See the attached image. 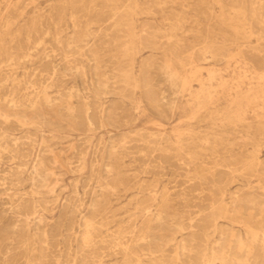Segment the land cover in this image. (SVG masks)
I'll use <instances>...</instances> for the list:
<instances>
[{
  "label": "rangeland",
  "instance_id": "obj_1",
  "mask_svg": "<svg viewBox=\"0 0 264 264\" xmlns=\"http://www.w3.org/2000/svg\"><path fill=\"white\" fill-rule=\"evenodd\" d=\"M228 1L95 0L90 12L80 17L72 12L80 0H0V114H16L30 124L5 126L0 119V144L13 151V157L4 156L0 162V264H97L100 260L99 264H264V248L256 246L239 225L252 216L264 230V177L255 173L257 164H264V18L260 17L264 11L257 0ZM114 10L119 13L112 22ZM55 21L63 27H54ZM28 38L29 48L34 49L27 58ZM45 49L55 53L44 55ZM47 63L59 69L46 91L53 110L46 113L41 102L30 111H14L11 103L22 98L30 83H38ZM155 91L165 93L167 100L160 103ZM84 109L91 113L92 127L82 122ZM213 201L224 202L228 215L223 218L214 212L216 218L212 216ZM91 225L93 229H88ZM84 235L89 238L84 240ZM131 238L137 246L133 244L132 254L125 256L118 244L130 243ZM101 240L106 241L101 245ZM67 251L71 252L67 255ZM258 253L261 260L255 262Z\"/></svg>",
  "mask_w": 264,
  "mask_h": 264
},
{
  "label": "bare ground",
  "instance_id": "obj_2",
  "mask_svg": "<svg viewBox=\"0 0 264 264\" xmlns=\"http://www.w3.org/2000/svg\"><path fill=\"white\" fill-rule=\"evenodd\" d=\"M26 1V0H25ZM89 1V0H88ZM100 1V0H99ZM107 1H110V0H107ZM162 1V0H161ZM226 1V0H225ZM228 1V0H227ZM241 1V0H240ZM248 1H250V0H248ZM247 1V2H248ZM252 1V0H251ZM250 1V2H251ZM254 1V0H253ZM262 1H264V0H257L255 3L256 4H259V7L262 9V11H264V2H262ZM74 2V1H73ZM95 2V0H91L90 2H88V3H85L84 1H82V0H80V4H79V6H78V8L76 9V10H74V8H73V11L72 12H74L75 13V11L77 12V14L78 15H80V17H83L84 15H86V14H88L89 12H90V10H91V6L93 5V3ZM118 2V1H117ZM116 2V3H117ZM175 2V1H174ZM182 2V1H181ZM229 2V1H228ZM231 2V1H230ZM239 2V1H238ZM242 2V1H241ZM245 2V1H244ZM25 3V2H24ZM159 3V2H158ZM234 3V2H233ZM236 3H237V0H236ZM240 3V2H239ZM253 3V2H252ZM101 4V3H100ZM199 4V3H198ZM228 4V3H227ZM232 4V3H231ZM248 4H249V2H248ZM98 5V4H97ZM104 5H107V4H104ZM146 5H148V4H146ZM236 5H238V4H236ZM244 5V4H243ZM246 5V4H245ZM23 6V5H22ZM55 6H58V5H55ZM61 6V5H60ZM99 6V5H98ZM101 6V5H100ZM112 6H114V5H112ZM181 6H183V5H181ZM228 6H230V5H228ZM248 6V5H247ZM246 6V7H247ZM253 6V5H252ZM255 6V5H254ZM103 7V6H102ZM101 7V8H102ZM105 7V6H104ZM107 7V6H106ZM105 7V8H106ZM148 7V6H147ZM152 7V6H151ZM241 7H242V4H241ZM240 7V8H241ZM258 7V6H257ZM57 8V7H56ZM59 8V7H58ZM94 8H95V6H94ZM150 8V7H149ZM238 8V7H237ZM248 8V7H247ZM20 9V8H19ZM64 9H66V8H64ZM93 9V8H92ZM107 9V8H106ZM109 9V8H108ZM251 9H252V7H251ZM18 10V9H17ZM59 10H60V8H59ZM120 10V9H119ZM145 10H146V7H145ZM147 10H148V8H147ZM149 10H151V8L149 9ZM197 10V9H196ZM245 10H247V9H245ZM256 10V9H255ZM115 11V10H114ZM131 11V10H130ZM198 11H199V9H198ZM253 11V10H252ZM257 11H260L261 12V10H257ZM57 12V11H56ZM60 12V11H59ZM93 12V11H92ZM92 12L90 13V14H92ZM97 11H95V13H96ZM109 12H112V11H109ZM127 12H128V10H127ZM148 12V11H147ZM249 13L248 14H250V11H248ZM10 13V12H9ZM58 13V12H57ZM62 13V12H61ZM117 13H119V12H117V11H115L113 14L111 13L110 15H112V16H110L111 17V19H112V22H113V20L116 18V16H117ZM132 13V12H131ZM239 13H240V11H239ZM259 12H257V14H258ZM13 14V13H12ZM51 14H53L52 12H51ZM56 14V13H55ZM59 14V13H58ZM107 14H108V12H107ZM121 14H124V13H121ZM254 14H255V11H254ZM261 14V13H260ZM14 15V14H13ZM98 15V14H97ZM109 15V14H108ZM132 15V14H131ZM51 16V15H50ZM56 16V15H55ZM70 16V15H69ZM121 16V15H120ZM60 17H61V15H60ZM79 17V18H80ZM86 17V16H85ZM90 17V16H89ZM88 17V18H89ZM95 17V16H94ZM102 17H103V15H102ZM208 17V16H207ZM247 17V16H246ZM250 17H252V15L250 16ZM261 18H264V15H262V16H260ZM7 18V17H6ZM8 18H10V17H8ZM93 18V17H92ZM95 18H97V17H95ZM99 18V17H98ZM100 18H101V16H100ZM55 19H56V17H55ZM81 19H83V18H81ZM91 19V18H90ZM107 19H109V18H107ZM120 19H121V17H120ZM248 19V18H247ZM257 19H260V18H257ZM58 20V19H57ZM78 20V19H77ZM97 20V19H96ZM101 20V19H100ZM116 20H118V19H116ZM251 20V19H250ZM261 20V19H260ZM59 21V20H58ZM102 21H103V19H102ZM107 21V20H106ZM252 21V20H251ZM256 21V20H255ZM262 22H264V20H261ZM73 22V21H72ZM261 22V23H262ZM5 23V22H4ZM49 23V22H48ZM78 23H80V22H78ZM87 23V22H86ZM110 23H111V21H110ZM260 23V22H259ZM60 24V25H59ZM92 24V23H91ZM146 24V23H145ZM43 25V24H42ZM63 25L64 24H62V23H56V21L54 22V27H56V28H58V27H60V28H62L63 27ZM251 25V24H250ZM261 25V24H260ZM260 25H259V27H260ZM49 26V25H48ZM77 26V25H76ZM84 26V25H83ZM110 26V25H109ZM146 26V25H145ZM256 26V25H255ZM258 26V25H257ZM75 27V26H74ZM104 27V26H103ZM105 27H107V26H105ZM262 28H264V27H262ZM2 29V28H1ZM59 29V28H58ZM55 30V29H54ZM103 30V29H102ZM108 30V29H107ZM78 31V30H77ZM148 32V31H147ZM58 33H59V31H58ZM98 35V34H97ZM110 35V34H109ZM148 37V36H147ZM262 37H264V36H262ZM52 38V37H51ZM101 39H103V38H101ZM58 40V39H57ZM26 41V40H25ZM31 39L30 38H28L27 39V45H26V51H28L27 53L28 54H25L24 53V56L25 57H30L31 56V51L34 49L33 47H31V48H29L30 47V45H31ZM57 42H59V41H57ZM67 43V42H66ZM68 44V43H67ZM56 45V44H55ZM151 45H152V43H151ZM202 45V44H201ZM14 46V45H13ZM68 46V45H67ZM83 47V46H82ZM81 47V48H82ZM169 47V46H168ZM217 47V46H216ZM215 47V48H216ZM35 48H38V46L37 47H35ZM54 48V47H53ZM65 48H66V46H65ZM196 48V47H195ZM225 48V47H224ZM59 48H57V50H58ZM194 49V48H193ZM219 49H220V51H221V48L219 47ZM223 49V48H222ZM47 50L48 49H45L44 50V55L46 54V52H47ZM56 50V51H57ZM69 50V49H68ZM71 50V49H70ZM190 50H192V49H190ZM197 50H199V49H197ZM25 51V50H24ZM61 51H62V49H61ZM88 51V50H87ZM162 51H164V50H162ZM76 52V51H75ZM197 52V51H196ZM260 52V51H259ZM15 53V52H14ZM48 53H55V51L53 50V49H51L50 50V52H47V54ZM170 53V52H169ZM215 53H217V52H215ZM12 54H13V52H12ZM224 54V53H223ZM258 54V53H257ZM14 55V54H13ZM44 55H42L43 57H44ZM58 55V54H57ZM61 55V53L59 54V56ZM79 55H81V54H78L77 56H79ZM198 55V54H197ZM201 55V54H200ZM2 55H1V53H0V57H1ZM48 56V55H47ZM63 56V55H62ZM76 56V57H77ZM152 55H150L149 56V58H152L151 57ZM224 56V55H223ZM68 57V56H67ZM72 57V56H71ZM75 57V56H74ZM209 57V56H208ZM216 57V56H215ZM218 57V56H217ZM65 58V57H64ZM69 58V57H68ZM42 59V58H41ZM215 59V58H214ZM217 59V58H216ZM17 60V56H16V59H15V61ZM42 60H44V59H42ZM212 60V59H211ZM66 61V60H65ZM74 61V60H73ZM93 61V60H92ZM95 61V60H94ZM29 62V61H28ZM27 62V63H28ZM33 62V61H32ZM36 62V61H35ZM34 62V63H35ZM42 62V61H41ZM63 62V64H64V60L62 61ZM68 62V61H67ZM171 62V61H170ZM141 63V62H140ZM139 63V64H140ZM16 64V63H15ZM33 64V63H32ZM72 64H73V62H72ZM75 64V63H74ZM156 64V63H155ZM154 64V65H155ZM13 65V64H12ZM47 65L48 66H44V67H46L45 69H44V73L45 74H40V78H39V80H38V83H37V81H35V82H32V83H30V85H29V87H27V88H25V90H24V92H23V96H22V98L19 100L18 99V102H16V103H11L12 104V108H13V110L14 111H17L18 109H23V110H28V111H30V110H32V109H34L35 107H37L41 102H42V104H43V107H44V110H45V112L46 113H49V112H51L52 110H53V108H54V106H53V103L54 102H52V100H51V98H49L48 97V95L46 94V91H47V89H49V87H50V83L48 82V81H54L53 79L55 78V75H56V73H57V71L59 70L58 68V70L56 71V69H55V67L53 66L52 67V65H51V63H47ZM51 65V66H50ZM67 65V64H66ZM65 65V66H66ZM70 65V64H69ZM97 65V64H96ZM77 66V65H76ZM44 67H42V68H44ZM69 67V66H68ZM68 67H66L67 68V71H68ZM75 67V66H74ZM93 67V66H92ZM114 67V66H113ZM72 68V67H71ZM102 68V67H101ZM142 68V67H141ZM65 69V68H64ZM79 69V68H78ZM80 69H81V67H80ZM99 69V68H98ZM73 70V69H72ZM75 70H77V69H75ZM151 70V69H150ZM5 71V70H4ZM10 71H12V70H10ZM32 71V69H30V71L29 72H31ZM42 71V70H41ZM66 71V70H65ZM83 71V70H82ZM142 71H143V69H142ZM142 71H141V73H142ZM149 71V70H148ZM69 72V71H68ZM59 73V72H58ZM57 73V74H58ZM81 73V72H80ZM84 73V72H83ZM97 73V72H96ZM149 73V72H148ZM14 74V73H13ZM12 74V75H13ZM15 74H17V73H15ZM14 74V75H15ZM32 74V73H31ZM36 74V73H35ZM94 74V73H93ZM113 74V73H112ZM3 75V74H2ZM6 75H8V73L6 74ZM12 75H9V77L8 78H10V80H12L14 77L12 76ZM38 75V74H37ZM85 75V74H84ZM26 76V75H25ZM24 76V77H25ZM97 76V75H96ZM4 77V76H3ZM37 77V76H36ZM98 77V76H97ZM107 77V76H106ZM115 77V76H114ZM86 78V77H85ZM111 78V77H110ZM149 78V77H148ZM24 79H28V78H24ZM59 79V78H58ZM94 79V78H93ZM180 79V78H179ZM2 80V79H1ZM34 80V79H33ZM36 80V79H35ZM97 81H98V79H96ZM103 79H101V81H102ZM146 80H148V79H146ZM151 80V79H150ZM3 81H4V79H3ZM96 81V82H97ZM141 81H142V79H141ZM149 81V80H148ZM2 82V81H1ZM26 82V81H25ZM151 82V81H150ZM27 83V82H26ZM49 83V84H48ZM105 83V82H104ZM47 84V85H46ZM58 84V83H57ZM98 84V83H97ZM148 84V83H147ZM19 85V84H18ZM23 85V84H22ZM27 85H28V83H27ZM100 85V84H99ZM98 85V86H99ZM152 85V84H151ZM14 86V85H13ZM53 86V85H52ZM98 86H97V88H98ZM102 86V85H101ZM8 87V86H7ZM19 87H20V85H19ZM22 87V86H21ZM20 87V88H21ZM90 87H92V86H90ZM100 87V86H99ZM114 87V86H113ZM1 88V87H0ZM12 88V87H11ZM57 88V87H56ZM101 88V87H100ZM99 88V89H100ZM151 88V90H152V87H150ZM7 89V88H6ZM86 89V88H85ZM111 89V88H110ZM4 90V89H3ZM2 90V91H3ZM14 90V89H13ZM54 90V89H53ZM57 90V89H56ZM102 90V89H101ZM106 90H107V88H106ZM149 89H147V91H148ZM153 90H154V88H153ZM156 90V89H155ZM1 91V90H0ZM20 91V90H19ZM109 91V90H108ZM143 91V90H142ZM4 92V91H3ZM3 92H1V93H3ZM7 92H8V89H7ZM10 92H12V91H10ZM74 92V91H73ZM72 92V93H73ZM76 92V91H75ZM111 92V91H110ZM113 92V91H112ZM145 92V91H144ZM156 92L157 91H155V94H156ZM13 93V92H12ZM15 93V92H14ZM114 93V92H113ZM146 93V92H145ZM8 95H11V94H9V93H7ZM58 94V93H57ZM69 94V93H68ZM76 94V93H75ZM94 94H96V92L94 93ZM2 95V94H1ZM4 95V94H3ZM20 95H22V94H20ZM63 95V94H62ZM61 95V96H62ZM79 95V94H78ZM96 95H100V94H96ZM102 95V94H101ZM111 95V94H110ZM115 95V94H114ZM157 95V94H156ZM5 96H6V94H5ZM59 96H60V94H59ZM67 96V95H66ZM75 96V95H74ZM109 96V95H108ZM11 97V96H10ZM20 97V96H19ZM80 97V96H79ZM82 97V96H81ZM117 97V96H116ZM119 97V96H118ZM157 98H158V100H159V102L160 103H163V102H165L166 100H167V97L165 96V93L163 94V93H161V94H158L157 96H156ZM2 98V97H1ZM0 98V99H1ZM76 98V97H75ZM8 99V98H7ZM172 99V98H171ZM6 100V99H5ZM53 100H54V98H53ZM144 100V99H143ZM71 101V100H70ZM70 101H68V102H70ZM76 101V100H75ZM82 101V100H81ZM145 101V100H144ZM151 101V100H150ZM170 101V100H169ZM1 102V101H0ZM2 102H3V100H2ZM8 102H9V100H8ZM78 103V102H77ZM146 103H147V101H146ZM145 103V104H146ZM9 104V103H8ZM158 104V103H157ZM84 105V104H83ZM146 105H148V104H146ZM162 105V104H161ZM86 106V105H85ZM84 106V107H85ZM110 106V105H109ZM149 106H150V104H149ZM4 107H5V104H4ZM81 106H79V108H80ZM83 107V108H84ZM93 107H95V106H93ZM97 107V106H96ZM150 107H152V106H150ZM150 107H148V108H150ZM157 107V106H156ZM164 107H165V105H164ZM7 108H10V106H8ZM82 108V107H81ZM82 108V109H83ZM152 108H155V106H153ZM152 108H150V110L152 109ZM160 108V107H159ZM96 108H94L93 110H95ZM113 109V108H112ZM26 110H25V112H26ZM81 110V109H80ZM85 110V111H84ZM84 110H82V114H83V118H82V122L85 124V125H87V126H89V127H92L93 126V118H92V116H91V113L89 112V109H84ZM91 110V109H90ZM107 110V109H106ZM155 110V109H154ZM160 110L161 111H163L161 108H160ZM261 110V109H260ZM61 111H64V110H61ZM77 112V111H76ZM110 112V111H109ZM157 112V111H156ZM80 113V112H79ZM99 113V112H98ZM100 113H102V112H100ZM120 113V112H119ZM163 113V112H162ZM65 114H67L66 112H65ZM97 114V113H96ZM155 114V113H154ZM67 115H69V113L67 114ZM108 115H110V113L108 114ZM106 116V115H105ZM157 116V115H156ZM107 117V116H106ZM110 117V116H109ZM70 118V117H69ZM71 118H73V116L71 117ZM105 118V117H104ZM112 118V117H111ZM110 118V119H111ZM122 118V117H121ZM261 118V117H260ZM0 119H2V121H3V124L5 123V126H6V124L8 125L9 124V126L11 125V124H14V125H16L17 127H20V128H22V127H25V126H27V125H30V124H26V120H25V117H23V118H21V117H18L16 114L15 115H9V114H0ZM102 119V118H101ZM255 119H258V118H255ZM106 120H108V119H106ZM117 120V119H116ZM120 120V119H119ZM262 120V119H261ZM2 121H0V122H2ZM257 121H259V120H257ZM108 122V121H107ZM109 122H110V120H109ZM112 123V122H111ZM110 123V125H112ZM118 125V124H117ZM41 126H43V124L41 125ZM15 127V126H14ZM119 127V126H118ZM13 128V127H12ZM120 129V128H119ZM4 130V129H3ZM11 130V129H10ZM15 130H17L16 128H15ZM8 131H9V127H8ZM13 131V130H12ZM81 131V130H80ZM79 131V132H80ZM11 132V131H10ZM14 132V131H13ZM18 132H20V131H18ZM83 132V131H82ZM0 133H1V131H0ZM25 134H27V133H25ZM41 135V134H40ZM23 136V135H22ZM25 136V135H24ZM27 136V135H26ZM36 136V135H35ZM9 137V136H8ZM113 137V136H112ZM21 139V138H20ZM26 139V138H25ZM28 139H30V138H28ZM85 139V138H84ZM10 140V139H9ZM8 140V141H9ZM32 140H34V139H32ZM137 140V139H136ZM4 141V140H3ZM2 142V141H1ZM16 142V141H15ZM27 142V141H26ZM33 142V141H32ZM34 142H35V140H34ZM129 142V141H128ZM19 143H21V141H19ZM160 143V142H159ZM24 144V143H23ZM28 144H29V142H28ZM27 144V145H28ZM245 144V143H244ZM9 145H10V143H9ZM16 144H14V146H15ZM19 145V144H18ZM27 145H25V146H27ZM35 145V144H34ZM41 145V144H40ZM158 145V144H157ZM21 146H23V145H21ZM20 146V147H21ZM11 147V146H10ZM8 145H4V144H0V162H1V160H3V158H4V156H9V157H13V151L11 150V148H10ZM130 147V146H129ZM15 148V147H14ZM149 148V147H148ZM112 149V148H111ZM154 149V148H153ZM31 150V149H30ZM33 150V149H32ZM31 150V151H32ZM152 150V149H151ZM156 150H158V149H156ZM112 151L114 152V150L112 149ZM148 151H150V150H148ZM159 151H160V149H159ZM44 152V151H43ZM151 152V151H150ZM45 153H46V151H45ZM79 153V152H78ZM78 153H76V154H78ZM97 153V152H96ZM112 153V152H111ZM25 154V153H24ZM154 154V153H153ZM168 154H169V152H168ZM247 154H249V153H247ZM84 155V154H83ZM114 155H116V154H114ZM121 155V154H120ZM124 155V154H123ZM157 155V154H156ZM161 155V154H160ZM159 155V156H160ZM163 155V154H162ZM171 155H172V153H171ZM185 155V154H184ZM170 156V155H169ZM240 156H241V154H240ZM239 156V157H240ZM43 157V156H42ZM77 157V156H76ZM152 157V156H151ZM153 157H154V155H153ZM165 157H166V155H165ZM164 157V158H165ZM172 157V156H171ZM181 157V156H180ZM25 158V157H24ZM74 158V157H73ZM160 157H158V158H156V160L157 159H159ZM162 158V157H161ZM160 158V159H161ZM249 158V157H248ZM7 159H9L8 157H7ZM20 159H22V158H20ZM25 159H28V158H25ZM43 159V158H42ZM59 159V158H58ZM159 159V160H160ZM179 159H181V158H179ZM182 159H185V158H183L182 157ZM236 159V158H235ZM10 160V159H9ZM11 160H12V158H11ZM60 160V159H59ZM151 161H152V159H150ZM154 160V159H153ZM162 160V159H161ZM165 160V159H164ZM168 160V159H167ZM234 160V159H233ZM15 161V160H14ZM23 162H25L24 160H22ZM147 161H149L148 159H147ZM181 161V160H180ZM190 161V160H189ZM231 161V160H230ZM237 161V160H236ZM238 161H239V159H238ZM9 162V161H8ZM13 162V161H12ZM157 162V161H156ZM155 162V163H156ZM163 162V161H162ZM166 162V161H165ZM186 162V161H185ZM13 163H16V162H13ZM17 163H20V162H17ZM16 163V164H17ZM149 163V162H148ZM152 163V162H151ZM160 163V162H159ZM180 163V162H179ZM158 164V163H157ZM230 164V163H229ZM110 165V164H109ZM187 165V164H186ZM189 165V164H188ZM231 165V164H230ZM23 166V165H22ZM108 166V165H107ZM155 166V165H154ZM162 166V165H161ZM182 166V165H181ZM190 166V165H189ZM192 166V165H191ZM236 166V165H235ZM234 166V167H235ZM21 167V166H20ZM148 168V167H147ZM154 168V167H153ZM17 169V168H16ZM32 169V168H31ZM96 169V168H95ZM208 169V168H207ZM15 170V169H14ZM19 170V169H18ZM144 170V169H143ZM148 170V169H147ZM153 170V169H152ZM188 170V169H187ZM233 170V169H232ZM256 170H257V172L255 171V173H258L260 176H262V177H264V164H257V166H256ZM24 171V170H23ZM26 171V170H25ZM41 171V170H40ZM144 171H146V170H144ZM160 171V170H159ZM214 171V170H213ZM15 172V171H14ZM19 172V171H18ZM109 172H112L111 170L109 171ZM108 172V173H109ZM148 172V171H147ZM228 172V171H227ZM246 172V171H245ZM11 173V172H10ZM115 173V172H114ZM146 173V172H145ZM150 173V172H149ZM15 174H16V172H15ZM155 174V173H154ZM201 174V173H200ZM209 174V173H208ZM207 174V175H208ZM250 175H251V173H249ZM204 175V174H203ZM243 175H244V173H243ZM256 175V174H255ZM22 176V175H21ZM156 176V175H155ZM206 176V175H205ZM258 176V175H257ZM256 176V177H257ZM15 177H17V176H15ZM29 177V176H28ZM202 177H204V176H202ZM251 177H254V176H252L251 175ZM4 178V177H3ZM30 178V177H29ZM117 178V177H116ZM192 178V177H191ZM220 178V177H219ZM258 178H259V176H258ZM194 179V178H193ZM196 179V178H195ZM221 179V178H220ZM155 180V179H154ZM188 180V179H187ZM260 180V179H259ZM261 181V180H260ZM152 182V181H151ZM150 182V183H151ZM220 182V181H219ZM222 182V181H221ZM246 182H247V180H246ZM262 182H264V181H262ZM198 183V182H197ZM218 182H216V184H217ZM147 184V183H146ZM214 184V183H213ZM15 185V184H14ZM103 185V184H102ZM106 185V184H105ZM108 185V184H107ZM110 185V184H109ZM192 185H194V184H192ZM191 185V187H193ZM218 185H219V183H218ZM30 186H32V185H30ZM40 186V185H39ZM101 186V185H100ZM112 186H114V184H112ZM140 186V185H139ZM6 187V186H5ZM101 187H103V186H101ZM146 187V186H145ZM191 187H189V188H191ZM109 188V187H108ZM132 188H134V187H132ZM218 188V187H217ZM38 189H40V188H38ZM103 189V188H102ZM107 189V188H106ZM110 189V188H109ZM221 188H219V190H220ZM224 189V188H223ZM138 190V189H137ZM158 190V189H157ZM156 190V191H157ZM195 190V189H194ZM31 191V190H30ZM39 191V190H38ZM107 191V190H106ZM110 191V190H109ZM108 191V192H109ZM136 191V190H135ZM240 191V190H239ZM40 192V191H39ZM104 192V191H103ZM103 192H102V195H103ZM111 192H114V191H111ZM148 192V191H147ZM150 192V191H149ZM158 192V191H157ZM196 192V191H195ZM221 192H223V191H221L220 190V193ZM31 193V192H30ZM29 193V194H30ZM74 193H75V191H74ZM101 193V192H100ZM214 193V192H213ZM33 194V193H32ZM107 194V193H106ZM105 194V195H106ZM158 194V193H157ZM204 194V193H203ZM26 195V194H25ZM86 195V194H85ZM104 195V196H105ZM172 195V194H171ZM179 195V194H178ZM181 195V194H180ZM197 195V194H196ZM219 194H217V196H218ZM233 195V194H232ZM241 195V194H240ZM17 196V195H16ZM20 196H21V194H20ZM24 196V195H23ZM44 196V195H43ZM107 196V195H106ZM158 196V195H157ZM169 197H170V194L168 195ZM192 196V195H191ZM213 196V195H212ZM221 196V195H220ZM27 197V196H26ZM46 197V196H45ZM48 197V196H47ZM71 197V196H70ZM160 197V196H159ZM232 197V196H231ZM238 197H239V194H238ZM241 197V196H240ZM243 197V196H242ZM13 198V197H12ZM25 198V197H24ZM23 198V199H24ZM68 198V197H67ZM166 198V197H165ZM168 198V197H167ZM179 198H180V196H179ZM245 198H247V197H245ZM244 198V199H245ZM26 199V198H25ZM84 199V198H83ZM182 199H184V198H182ZM181 199V200H182ZM190 199V198H189ZM220 199V198H219ZM232 199V198H231ZM254 198H252L251 200H253ZM12 200V199H11ZM217 200V199H216ZM221 200V199H220ZM235 200V199H234ZM250 200V199H249ZM28 201V200H27ZM30 201H32V199L30 200ZM42 201V200H41ZM53 201V200H52ZM170 201V200H169ZM236 201H237V199H236ZM241 201V200H240ZM243 202H245V201H247V200H242ZM254 202L255 201H257V200H253ZM12 202V201H11ZM15 202V201H14ZM19 202H21L20 200H19ZM37 202V201H36ZM154 202H156V198H155V201ZM172 202V201H171ZM170 202V203H171ZM185 202V201H184ZM214 202V201H213ZM232 202H233V200H232ZM10 203V202H9ZM13 203V202H12ZM32 203V202H31ZM83 203V202H82ZM234 203V202H233ZM238 203V202H237ZM247 203V202H246ZM248 203H249V201H248ZM22 204V203H21ZM43 204V203H42ZM96 204V203H95ZM95 204H93V205H95ZM185 204V203H184ZM241 204V203H240ZM245 204V203H244ZM252 204V203H251ZM18 205H19V203H18ZM44 205V204H43ZM46 205V204H45ZM154 205V204H153ZM233 205V204H232ZM246 205H248V204H246ZM254 205V204H253ZM3 206V205H2ZM36 206H37V204H36ZM80 206H82V204L80 205ZM97 206V205H96ZM6 207V206H5ZM14 207V206H13ZM17 207V206H16ZM19 207L20 206H18V209H19ZM31 207V206H30ZM29 207V208H30ZM43 207V206H42ZM45 207V206H44ZM149 207V206H148ZM148 207H146V209H148ZM233 206H231V208H232ZM251 207H253V206H251ZM255 207V206H254ZM7 208H9L8 206H7ZM11 208V207H10ZM15 208V207H14ZM24 208V207H23ZM27 208V207H26ZM26 208H24V209H26ZM33 207H31V209H32ZM74 208V207H73ZM90 208H92V207H90ZM136 208V207H135ZM201 208V207H200ZM199 208V209H200ZM207 208V207H206ZM208 208H209V206H208ZM230 208V209H231ZM234 208V207H233ZM232 208V209H233ZM6 209V208H5ZM11 209H13V208H11ZM17 209V210H18ZM22 209V208H21ZM31 209H29V211L31 210ZM45 209V208H44ZM56 209H57V207H56ZM55 209V210H56ZM95 209H98L99 210V208H95ZM145 208L144 209H142V211H144V210H146ZM202 209V208H201ZM200 209V210H201ZM28 210V209H27ZM33 210V209H32ZM74 210H76V209H74ZM81 210V209H80ZM92 210H94V209H92ZM2 211H4V209L2 210ZM20 211V210H19ZM28 211V212H29ZM46 211V210H45ZM72 211V210H71ZM104 211V210H103ZM155 211H156V209H155ZM158 211V210H157ZM203 211V210H202ZM209 211L211 212V215L212 216H214V212H216L219 216H223V218H224V216H226V215H228V208H227V205L224 203V202H222V201H220L219 203H212L211 205H210V209H209ZM208 211V212H209ZM6 212V211H5ZM10 213H11V211H9ZM13 212V211H12ZM16 212V211H15ZM14 212V213H15ZM34 212V211H33ZM32 212V213H33ZM50 212V211H49ZM48 212V213H49ZM100 212V211H99ZM102 212V211H101ZM148 212V211H147ZM146 212V213H147ZM162 212V211H161ZM176 212V211H175ZM232 212H233V210H232ZM232 212H230V213H232ZM7 213V212H6ZM17 213V212H16ZM23 213V212H22ZM25 213V212H24ZM23 213V214H24ZM31 213V212H30ZM55 213V212H54ZM96 213V212H95ZM95 213H93L92 215H94ZM145 213V212H144ZM146 213H145V215H146ZM149 213V212H148ZM163 213H165V212H163ZM207 213V212H206ZM8 214V213H7ZM13 214V213H12ZM33 214H35V212L33 213ZM43 214V213H42ZM47 214V213H46ZM70 214V213H69ZM89 214V213H88ZM91 214V213H90ZM203 214H205V212L203 213ZM2 215V214H1ZM4 215V214H3ZM27 215V214H26ZM96 215V214H95ZM144 215V216H145ZM200 215V214H199ZM199 215H196V217L197 216H199ZM5 216V215H4ZM17 216V215H16ZM31 216V215H30ZM52 216V215H51ZM72 216V215H71ZM75 216V215H74ZM90 216V215H89ZM98 216V215H97ZM102 216H104V215H102ZM156 216V215H155ZM189 216H190V214H189ZM236 216H237V214H236ZM6 217V216H5ZM13 217V216H12ZM28 217V216H27ZM61 217H63L62 215H61ZM70 217V216H69ZM73 217V216H72ZM88 217V216H87ZM171 217V216H170ZM202 217V216H201ZM215 217V216H214ZM229 217V216H228ZM9 218V217H8ZM11 218V217H10ZM58 218H60V217H58ZM74 218V217H73ZM90 218V217H89ZM92 218V217H91ZM90 218V219H91ZM98 218V217H97ZM103 218V217H102ZM124 218V217H123ZM206 218H207V216H206ZM216 218V217H215ZM236 218H238V216L236 217ZM240 218V217H239ZM239 218H238V220H239ZM32 219V218H31ZM71 219V218H70ZM69 219V220H70ZM135 219V218H134ZM154 219V218H153ZM152 219V220H153ZM165 219H167V218H165ZM198 219V218H197ZM199 219H201V218H199ZM205 219V218H204ZM241 220H242V218H240ZM13 220V219H12ZM26 220V219H25ZM56 220H58V219H56ZM56 220H54V221H56ZM72 220V219H71ZM74 220V219H73ZM83 220H86L85 218H83L82 219V222H83ZM93 220H95V219H93ZM102 220V219H101ZM219 220V219H218ZM232 220V219H231ZM234 220V219H233ZM6 221H7V219H6ZM5 221V222H6ZM10 221V220H9ZM8 221V222H9ZM14 222L16 221V220H13ZM18 221V220H17ZM22 221V220H21ZM30 221V220H29ZM42 221V220H41ZM53 221V222H54ZM87 221H89V220H87ZM87 221H84V223L85 222H87ZM103 221V220H102ZM196 221V220H195ZM199 221V220H198ZM210 221V220H209ZM216 221V220H215ZM214 221V222H215ZM235 221V220H234ZM57 222V221H56ZM73 222V221H72ZM90 222V221H89ZM88 222V223H89ZM188 222H190V221H188ZM192 222V221H191ZM204 222V221H203ZM212 222V221H211ZM210 222V223H211ZM231 222V221H230ZM256 221H255V218L254 217H252V216H250L248 219L247 218H245V220H243L242 222H239V225L241 226V227H243V229L245 230V233H246V235L251 239V240H253V241H255V242H257L258 243V245L257 244H255L256 246H259L261 249L262 248H264V230H260V228L258 227V225L255 223ZM4 223V222H3ZM23 223V222H22ZM58 223V222H57ZM67 223V222H66ZM70 223V222H69ZM69 223L67 224V225H69ZM97 223V222H96ZM99 223V222H98ZM102 223V222H101ZM101 223H99V224H101ZM159 223V222H158ZM158 223H156V224H158ZM161 223V222H160ZM199 224H200V222H198ZM262 223V222H261ZM12 224V223H11ZM71 224V223H70ZM94 224V223H93ZM105 224V223H104ZM170 224V223H169ZM175 224V223H174ZM193 224V223H192ZM203 224H205V223H203ZM2 225V224H1ZM6 225H8V224H6ZM23 225V224H22ZM26 225V224H25ZM53 225V224H52ZM96 225V224H95ZM94 225V226H95ZM162 225V224H161ZM179 225V224H178ZM182 225V224H181ZM181 225H179L180 227H181ZM195 225V224H194ZM198 225V224H197ZM206 225V224H205ZM212 225H213V222H212ZM215 225V224H214ZM14 226V225H13ZM72 226V225H71ZM82 227H83V225H81ZM88 226V225H87ZM87 226H86V228H87ZM92 226V225H91ZM163 226V225H162ZM166 226H168V225H166ZM169 226H171V225H169ZM201 226H202V224H201ZM200 226V227H201ZM262 226H264V225H262ZM5 226H3L2 225V228H4ZM9 227H11V226H9ZM18 227V226H17ZM22 227V226H21ZM25 227V226H24ZM43 227V226H42ZM50 227H52V226H50ZM57 227H58V225H57ZM84 227H85V224H84ZM98 227H100V226H98ZM120 227V226H119ZM209 227V226H208ZM207 227V228H208ZM211 227H213V226H211ZM225 227V226H224ZM240 227V228H241ZM8 228V227H7ZM40 228V227H39ZM49 228V227H48ZM60 228V227H59ZM89 228H91V229H93V226L92 227H88V229ZM189 228V227H188ZM196 228H197V226H196ZM204 228V227H203ZM226 228V227H225ZM12 229H13V227H12ZM11 229V230H12ZM16 229H18V228H16ZM28 229V228H27ZM61 229V228H60ZM69 229V228H68ZM87 229V230H88ZM97 229V228H96ZM100 229V228H99ZM98 229V230H99ZM118 229V228H117ZM168 229V228H167ZM170 229V228H169ZM175 229V228H174ZM183 229H186V228H183ZM199 229V228H198ZM205 229V228H204ZM2 230V229H1ZM20 230H22L21 228H20ZM19 230V231H20ZM41 230H43V229H40V231ZM65 230V229H64ZM71 230V229H70ZM69 230V231H70ZM84 230V229H83ZM82 230V231H83ZM115 230V229H114ZM158 230V229H157ZM189 230H194V229H189ZM200 230V229H199ZM207 230V229H206ZM205 230V231H206ZM210 230V229H209ZM229 230V229H228ZM243 230V231H244ZM8 231V230H7ZM23 231V230H22ZM27 231V230H26ZM28 231H29V229H28ZM49 231V232H48ZM47 232L48 233H50V230H48ZM68 231V232H69ZM72 231H73V229H72ZM90 231V230H89ZM94 231V230H93ZM146 231H148L147 229H146ZM186 231H187V229H186ZM65 232V231H64ZM67 232V231H66ZM65 232V233H66ZM100 232V231H99ZM141 232H143L142 230H141ZM189 232V231H188ZM207 232V231H206ZM209 232V231H208ZM224 232H225V230H224ZM4 233V232H3ZM6 233V232H5ZM4 233V234H5ZM10 233V232H9ZM13 233V232H12ZM27 233V232H26ZM39 233V232H38ZM37 233V234H38ZM60 233V232H59ZM85 233H86V231H85ZM89 233V232H88ZM87 233V234H88ZM181 233V232H180ZM226 233V232H225ZM15 234H16V232H15ZM25 234V233H24ZM41 234H42V232H41ZM44 234V233H43ZM45 234H47V233H45ZM81 234H83V233H81ZM80 234V235H81ZM94 234H96V233H94ZM142 234V233H141ZM144 234V233H143ZM196 234V233H195ZM223 234V233H222ZM3 235V234H2ZM2 235H0V236H2ZM5 235H7V234H5ZM52 235V234H51ZM71 235V234H70ZM70 235H68V236H70ZM120 235V234H119ZM125 235V234H124ZM123 235V236H124ZM140 234H138L137 236H139ZM224 235V234H223ZM7 236H9V235H7ZM13 236V235H12ZM18 236V235H17ZM25 236H26V234H25ZM41 236V235H40ZM50 236V235H49ZM87 236V235H86ZM97 236V235H96ZM95 236V237H96ZM143 236V235H142ZM153 236V235H152ZM196 236V235H195ZM198 236V235H197ZM200 236H201V234H200ZM199 236V237H200ZM22 237V236H21ZM82 237V236H81ZM84 237H85V235H84ZM106 237V236H105ZM108 237V236H107ZM113 237V236H112ZM134 236L132 235V238H133ZM140 237V236H139ZM186 237H188V236H186ZM193 237V236H192ZM198 237V238H199ZM205 237V236H204ZM209 237V236H208ZM235 237V236H234ZM233 237V238H234ZM5 238V237H4ZM3 238V239H4ZM32 238V237H31ZM44 238V237H43ZM87 238H89V235H88V237H85V238H83L84 240L85 239H87ZM90 238H92V236H90ZM121 238H122V235H121ZM132 238H131V240H132ZM138 238V237H137ZM152 238H155V237H152ZM196 238V237H195ZM201 238H203V236L202 237H200L199 239H201ZM224 238H225V235H224ZM14 239V238H13ZM36 239V238H35ZM39 239H40V237H39ZM54 239V238H53ZM56 240H58L57 238H55ZM54 239V240H55ZM79 239V238H78ZM82 239V238H81ZM101 239V238H100ZM108 239V238H107ZM117 239V238H116ZM186 239V238H185ZM184 239V240H185ZM192 239V238H191ZM197 239V238H196ZM227 239V238H226ZM235 239V238H234ZM17 240V239H16ZM42 240V239H41ZM55 240V241H56ZM80 240V239H79ZM95 240V239H94ZM121 240V239H120ZM124 240V239H123ZM126 240V239H125ZM130 240V243H127V244H125V242H124V244H121L122 242H120L119 244H118V242H117V244H118V246H120L121 248L120 249H122L123 251H124V255L125 256H128V255H131L132 254V252H131V249H130V247H132V249H133V247L134 246H132L134 243H136V241H134V240H132L131 241ZM142 240V239H141ZM147 240H149L148 238H147ZM153 240V239H152ZM190 240V239H189ZM224 240V239H223ZM232 240V239H231ZM3 241V240H2ZM21 241V240H20ZM20 241H19V243H20ZM24 241V240H23ZM26 241V240H25ZM37 241V240H36ZM55 241L53 242V243H55ZM62 241H67V243H69L70 241H68V240H65V238L62 240ZM74 241V240H73ZM81 241V240H80ZM87 241V240H86ZM85 241V242H86ZM102 241H106V240H101V242ZM114 241H115V239H114ZM113 241V242H114ZM119 241V240H118ZM134 241V242H133ZM143 241V240H142ZM146 241V240H145ZM154 241H155V239H154ZM187 241V240H186ZM192 241V240H191ZM194 241H196V240H194ZM202 241V240H201ZM30 242V241H29ZM44 242H47V241H44ZM91 242V241H90ZM95 242V241H94ZM100 242V241H99ZM128 242V241H127ZM144 242V241H143ZM189 242V241H188ZM205 242V241H204ZM209 242V241H208ZM225 242V241H224ZM234 242H236V241H234ZM6 243H7V241H6ZM9 243V242H8ZM66 243V242H65ZM66 243V244H67ZM83 243H84V241H83ZM82 243V244H83ZM112 243V242H111ZM141 243V242H140ZM139 243V244H140ZM149 243V242H148ZM151 243V242H150ZM184 243V242H183ZM195 243V242H194ZM198 243H200V242H198ZM198 243H197V245H198ZM4 244V243H3ZM13 244V243H12ZM25 244V243H24ZM38 244V243H37ZM45 244V243H44ZM47 244V243H46ZM45 244V245H46ZM63 244H64V242H63ZM73 244V243H72ZM91 244V243H90ZM94 244V243H93ZM103 244V242L101 243V245ZM105 244V243H104ZM116 244V243H115ZM152 244H154V243H152ZM160 244H162V243H160ZM172 244V243H171ZM182 244V243H181ZM192 244V243H191ZM190 244V245H191ZM5 245V244H4ZM10 245V244H9ZM27 245H28V243H27ZM39 245V244H38ZM50 245V244H49ZM51 245H52V243H51ZM55 245V244H54ZM58 245V244H57ZM69 245V249H71L70 247H71V245L70 244H68ZM79 245H80V243H79ZM83 245H85V244H83ZM98 245V244H97ZM107 244H105V246H106ZM112 245V244H111ZM110 245V246H111ZM134 245H136V244H134ZM147 245V244H146ZM173 245V244H172ZM184 245H187V244H184ZM195 244H193L192 246H194ZM211 245V244H210ZM220 245H221V243H220ZM223 245V244H222ZM221 245V246H222ZM40 246V245H39ZM47 246V245H46ZM66 246V245H65ZM65 246H63V247H65ZM88 246V245H87ZM93 246V245H92ZM108 246H109V244H108ZM137 246V245H136ZM140 246V245H139ZM152 246V245H151ZM181 246V245H180ZM220 246V247H221ZM12 247V246H11ZM10 247V248H11ZM20 247V246H19ZM24 247V246H23ZM28 247V246H27ZM42 247V246H41ZM40 247V248H41ZM80 247V246H79ZM94 247V246H93ZM101 247H103V246H101ZM111 247H113V246H111ZM169 247V246H168ZM173 247V246H172ZM200 247V246H199ZM6 248V247H5ZM16 248V247H15ZM22 248V247H21ZM21 248H19L20 250L19 251H21ZM43 248V247H42ZM45 248V247H44ZM48 248V247H47ZM54 248V247H53ZM68 248V247H67ZM88 248V247H87ZM86 248V249H87ZM92 248V247H91ZM108 248V247H107ZM171 247H169V249H170ZM180 248H182V247H180ZM194 248V247H193ZM243 248V247H242ZM242 248H240V249H242ZM46 249V248H45ZM69 249H67V250H69ZM80 249H82V248H80ZM84 250H85V248H83ZM95 249V248H94ZM102 249H104V247L102 248ZM136 249H137V247H136ZM184 249H187V248H184ZM195 249H196V247H195ZM217 249H218V247H217ZM216 249V250H217ZM251 249V248H250ZM7 250V249H6ZM10 250V249H9ZM25 250V249H24ZM23 250V251H24ZM38 251L39 250H41V249H37ZM48 250V249H47ZM52 250V249H51ZM64 250H65V248H64ZM78 250H79V248H78ZM89 250V249H88ZM87 250V251H88ZM97 250H98V248H97ZM115 250H118V249H115ZM144 250H145V248H144ZM146 250H148V249H146ZM154 250V249H153ZM200 250V249H199ZM202 250V249H201ZM203 250H205L204 248H203ZM202 250V251H203ZM218 250H220V249H218ZM234 250V249H233ZM43 251H46V250H43ZM56 250H54V252H55ZM72 251V250H71ZM70 251V252H71ZM100 251V250H99ZM114 251V250H113ZM120 251V250H119ZM166 251H170V250H167L166 249ZM171 251H173V250H171ZM189 251V250H188ZM198 251V250H197ZM222 251V250H221ZM231 251H232V249H231ZM248 251V250H247ZM258 251V250H257ZM4 252V251H3ZM6 252V251H5ZM7 252H8V250H7ZM17 252V251H16ZM26 252V251H25ZM27 252H28V250H27ZM26 252V253H27ZM57 252V251H56ZM55 252V253H56ZM69 252V253H70ZM86 252V251H85ZM96 252V251H95ZM102 252V251H101ZM141 252V251H140ZM194 253H195V251H193ZM205 252H207V249H206V251ZM216 252V251H215ZM219 252V251H218ZM241 252V251H240ZM260 252V251H259ZM20 253H22V252H20ZM30 253V252H29ZM40 253V252H39ZM42 253V252H41ZM47 253V252H46ZM45 253V254H46ZM52 253V252H51ZM68 253V251H67V253H65V254H69ZM171 253H173V252H171ZM182 253V252H181ZM181 253H180V255H181ZM224 253H225V251H224ZM6 254V253H5ZM25 254V253H24ZM60 254V253H59ZM65 254H64V256H65ZM93 254V253H92ZM97 254V253H96ZM118 254V253H117ZM122 254V253H121ZM149 254V253H148ZM183 254V253H182ZM186 254H188V252L186 253ZM189 254H191V251L189 252ZM188 254V256H191V255H189ZM195 254H197V253H195ZM194 254V255H195ZM212 254V253H211ZM215 254V253H214ZM228 254V253H227ZM256 254V253H255ZM254 254V255H255ZM1 255V254H0ZM23 255V254H22ZM27 255V254H26ZM31 255V254H30ZM38 255V254H37ZM43 255V254H42ZM47 255V254H46ZM66 255V256H67ZM90 255V254H89ZM111 255H113V254H111ZM142 255V254H141ZM146 255V254H145ZM193 255V256H194ZM204 255H205V253H204ZM220 255H222V254H220ZM225 255V254H224ZM231 255V254H230ZM2 256V255H1ZM7 256H9V255H7ZM39 256V255H38ZM57 256H59V255H57ZM61 256V255H60ZM65 256V257H66ZM82 256V255H81ZM84 256V255H83ZM117 256V255H116ZM125 256H124V258H125ZM153 256V255H152ZM162 256V255H161ZM164 256H166V255H164ZM169 256H171V255H169ZM169 256H168V258H169ZM174 256H175V254H174ZM183 255H181V257H182ZM187 256V257H188ZM192 256V257H193ZM213 256H215V255H213ZM235 256H236V254H235ZM240 256H241V254H240ZM253 256V255H252ZM26 257V256H25ZM35 257V256H34ZM56 257V256H55ZM90 257V256H89ZM88 257V258H89ZM156 257V256H155ZM158 257V256H157ZM176 257V256H175ZM186 257V256H185ZM219 257V256H218ZM224 257H226V256H224ZM228 257V256H227ZM226 257V258H227ZM260 257H262V253H258L257 255H255V256H253V259L255 260V262H258L259 260H261L260 259ZM5 257H3V259H4ZM18 258V257H17ZM27 258V257H26ZM50 258V257H49ZM69 258H71V257H69ZM81 258V257H80ZM91 258H92V256H91ZM99 258V257H98ZM134 258V257H133ZM136 258V257H135ZM142 258V257H141ZM140 258V259H141ZM183 258V257H182ZM198 258V257H197ZM201 258V257H200ZM239 258V257H238ZM39 259V258H38ZM77 259V258H76ZM83 259V258H82ZM81 259V260H82ZM139 259V260H140ZM144 259V258H143ZM150 259V258H149ZM155 259V258H154ZM165 259V258H164ZM163 259V260H164ZM169 259H171V258H169ZM202 259V258H201ZM223 259V258H222ZM221 259V260H222ZM232 259V258H231ZM253 259H252V261H253ZM1 260V259H0ZM32 260V259H31ZM35 260V259H34ZM45 260V259H44ZM47 260V259H46ZM85 260H86V258H85ZM97 260V259H96ZM186 258H185V262H186ZM214 259H212V261H213ZM251 260V259H250ZM18 261V260H17ZM28 261V260H27ZM33 261V260H32ZM36 261V260H35ZM34 261V262H35ZM38 261V260H37ZM40 261H41V258H40ZM51 261V260H50ZM53 261V260H52ZM54 261H56V260H54ZM69 261H70V259H69ZM99 261V260H98ZM101 261V260H100ZM100 261H99V263H100ZM156 261H158V260H156ZM172 261V260H171ZM190 261V260H189ZM203 261V260H202ZM211 261V262H212ZM216 261V260H215ZM222 261H224V259L222 260ZM5 262V261H4ZM26 262V261H25ZM24 262V263H25ZM30 261H28V263H29ZM33 262V263H34ZM43 262V261H42ZM64 262V261H63ZM93 262H94V260H93ZM151 262H152V260H151ZM160 262H162V261H160ZM165 262H167V261H165ZM168 262H170V261H168ZM188 262V261H187ZM192 262V261H191ZM196 262V261H195ZM194 262V263H195ZM225 262H227L226 260H225ZM224 262V263H225ZM251 262V261H250ZM8 263V262H7ZM37 263H40V262H37ZM52 263V262H51ZM56 263V262H55ZM83 263V262H82ZM81 263V264H82ZM90 263V262H89ZM99 263H97V264H99ZM153 264H154V262H152ZM157 263V262H156ZM201 263V262H200ZM199 263V264H200ZM212 263H214V262H212ZM241 263V262H240ZM9 264H10V262H9ZM22 264V263H21ZM26 264V263H25ZM43 264V263H42ZM74 264V263H73ZM80 264V263H79ZM84 264V263H83ZM93 264V263H92ZM95 264V263H94ZM161 264H165V263H161ZM171 264H173V263H171ZM185 264V263H184ZM190 264V263H189ZM193 264V263H192ZM215 264V263H214ZM219 264V263H218ZM229 264H231L230 262H229ZM233 264V263H232ZM235 264V263H234ZM247 264H249V263H247ZM251 264H253V262L251 263ZM255 264V263H254ZM258 264H259V262H258Z\"/></svg>",
  "mask_w": 264,
  "mask_h": 264
}]
</instances>
